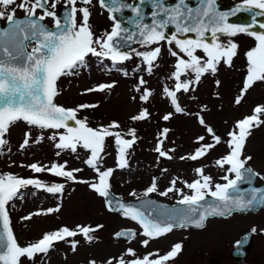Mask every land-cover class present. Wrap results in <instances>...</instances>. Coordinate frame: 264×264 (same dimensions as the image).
Here are the masks:
<instances>
[{
	"label": "rangeland",
	"instance_id": "1",
	"mask_svg": "<svg viewBox=\"0 0 264 264\" xmlns=\"http://www.w3.org/2000/svg\"><path fill=\"white\" fill-rule=\"evenodd\" d=\"M236 1L238 0H228ZM77 7L80 6L77 4ZM90 10V24L95 35H98L101 28L99 22L106 24L102 28L104 30H107L108 24L97 14L94 3ZM79 20L78 14V23ZM46 22L53 25V22ZM221 39H232L238 45L237 55L231 66L222 60L214 74L210 71L204 73L198 83L195 82L194 72L183 74L181 81L191 83L189 91L176 92L181 112L175 111L171 97L165 91H176L174 73L177 59L171 55V51H176L187 60L174 44L170 46L161 42L143 46L128 52L131 58L120 63L90 54L74 74L60 77L57 83L58 95L55 97L57 105L66 109L74 108L89 125L107 128L116 122L120 128L111 131L123 132V135H129L130 130H135L138 140L135 148L126 155L128 166L121 168L118 165L119 154L114 147V136L108 137L101 153L98 167L101 171L112 170L110 183L115 194L126 200H136L155 182L157 194L153 196L174 204L183 195L192 194L185 184L201 179L197 169H203L204 175L214 176V181L221 179L224 168L216 166V161L230 152L227 142L230 140L229 133L235 131L234 121L243 113L245 102L249 104L260 96L264 97V80H260L243 93L242 102H235L242 94L248 75L246 53L257 44L253 36ZM155 47H160L161 53L149 72L148 66L137 53H145ZM196 54L206 60L202 51L198 50ZM133 67L135 70H132ZM141 80L144 81L143 84L140 83ZM102 84L114 86L104 91H87ZM146 91L151 93L147 101L142 99ZM79 104L95 105V109L80 107L79 110ZM144 110L148 112L146 119H133ZM165 115H170L171 118L164 120ZM201 118L204 124L199 122ZM211 126L218 130L216 136L220 138L219 144H215L214 136L207 131ZM165 129L166 138L162 134ZM64 132V129L30 126L24 121L10 126L4 137L7 143L0 147V175L12 174L18 178L36 179L49 186L63 185V191L55 194L29 185L26 192L12 201V209L10 204V227L21 247L38 241L45 233L63 227L77 230V226H81L95 231L89 234L91 240L85 239L82 234L68 237L55 242L47 254H37L31 260L22 257L21 264H91L93 261L95 264H107L108 260H112V264H118L121 257L130 264L133 259H143L149 254L158 253L163 256L177 243L182 245L181 252L166 264H214L215 261L217 264H241L235 262L230 255L235 246L234 240L239 239L244 231L264 227L259 221L262 213L256 215L257 219L249 218L251 216L244 219L240 215H234L228 220H210L203 230L174 229L160 237L149 239L142 235L143 229L136 221L108 209L104 199L91 188L90 185L97 183L99 178L97 172L86 163L91 155L88 150L80 146L75 152L56 148L59 136ZM25 133L30 134L29 143L26 147H21ZM199 137H204V140H199ZM160 141H163L161 150L171 156V159L161 157L156 151ZM259 141V136L255 135L248 151L254 153ZM205 144H215V147L195 161L182 159L190 157ZM34 163L49 168L54 163L63 165L65 171L74 172L75 179L57 176L51 178L52 174L47 170L33 172L30 165ZM173 180L176 181L175 185L172 184ZM170 187L174 188L172 192L161 194ZM56 208L59 211L33 215L30 220L23 219L32 213H47L49 209ZM232 227H236V233L227 236L225 229ZM121 229H136L139 236L132 242L117 240L115 233ZM146 239L149 242L144 246L142 241ZM73 241L78 242L75 250L72 248ZM129 249L136 255H127ZM262 250V246L257 245V240L253 239L244 264H264V255L258 254ZM149 258L156 259L157 256L151 255Z\"/></svg>",
	"mask_w": 264,
	"mask_h": 264
},
{
	"label": "snow or ice",
	"instance_id": "2",
	"mask_svg": "<svg viewBox=\"0 0 264 264\" xmlns=\"http://www.w3.org/2000/svg\"><path fill=\"white\" fill-rule=\"evenodd\" d=\"M102 8L109 12V19L113 22L111 30L100 36H96L90 24L91 10L93 0H67L70 5V11L64 18V21L58 18L56 11L60 0H52L51 9H49V0H0V20H6L8 27L0 29V147L7 141L4 139L11 125L18 121H24L30 126L42 129H64V134L59 136V143L55 146L62 150H71L75 152L77 147H83L90 152V158L86 160L89 167L93 168L98 175V182L91 184V188L101 197L108 198L110 192L109 180L112 176V170L101 171L98 163L101 159V153L105 148V138L115 137V143L118 146V165L123 168L127 166V150L135 143V130H130L129 135L132 140H126L118 132L111 129L119 128L116 122L110 124L107 128L92 129L87 126L85 121L76 119V110L65 109L54 102L58 95L56 82L61 76L74 74L85 63V58L91 54L97 57L110 59L114 63H120L131 58L128 52L123 48L129 42H133L137 37L141 44L151 46L166 42L168 45H175L187 57L182 58L176 51H171V55L176 57V71L174 78L177 81L176 91H168L167 95L171 97V102L175 106L176 112L182 109L177 103L176 92L183 90L189 91L191 82L181 81L180 77L192 71L195 73V82H199L200 77L206 73H215L218 64L223 60L231 66L233 58L237 55L238 45L232 39L222 41L221 37H235L238 34H248L254 36L257 44L247 51L248 75L244 87L241 90V96L236 99L239 104L246 92L254 82L264 80V33L252 31L253 27L264 29V23L256 24L255 17L264 15V0H243V3L234 7L231 12H221L217 9V0H199L200 7H190L188 0H175L168 6L167 0H137L135 4H129L126 0H97ZM80 3L82 7H77ZM151 5L152 15L151 24L145 23L143 6ZM17 9L25 13V18L20 19L16 16ZM42 12L37 16V10ZM253 10H261L254 12ZM242 11L253 12V23L248 26H240L229 23V17ZM125 12H131L132 16L122 19ZM78 14L80 17L78 23ZM52 18L53 28L49 29L43 23L46 18ZM128 25H132L138 31L133 32ZM174 29L171 35L167 29ZM194 33L195 39H180V36H186ZM211 41L208 42L209 34ZM30 48V50H29ZM202 51L206 60H202L196 53ZM161 53L160 47L137 53L148 66L151 72L153 63L158 59ZM144 83L143 80L140 81ZM112 84H102L96 88H90L87 91H104L113 87ZM151 95L150 92H144L142 99L147 101ZM81 108L95 107V105H81ZM148 116L147 110L134 116V120H143ZM264 116V107L257 106L254 109V115L245 117L237 121L235 128L237 131L229 133L230 140L227 142L230 152L216 161V166L225 169V175L221 177L224 184H212V178L203 174V169H197L201 179L195 180L190 184H185L192 194L183 195L178 201L179 205L185 206L183 210L173 209L165 214L153 216L146 215L134 206H128L119 203V208L123 214L133 221H136L143 229L142 235L149 238H157L169 233L178 224L180 227L188 225L201 228L209 217L226 216L235 211H244L257 206L264 207V190L253 189L247 194V197L240 193L239 184L249 181L253 176H259L252 169L245 165L252 159L248 156L241 159L245 142L251 134L253 125L259 127L264 123L260 119ZM164 120L171 118L165 115ZM74 121L78 127L69 126L68 122ZM204 124L203 118L199 121ZM215 139V144H219L220 138L216 136L212 128H207ZM165 138L167 129L162 133ZM54 138V137H53ZM30 134L25 133V139L21 147H26L29 143ZM204 140V137H199ZM163 141L156 147V151L161 157L171 159L166 152L161 150ZM215 144H205L198 148L190 157L182 159H191L193 161L205 156L209 149L215 147ZM33 172L41 173L45 170L57 177H64L68 180H74L73 171H65L63 165L52 164L40 166L31 164ZM234 174V178H230ZM86 183V181H77ZM173 180L172 184L175 185ZM29 185L46 190L49 193H60L63 191V185L53 184L45 185L36 179L18 178L12 174L0 175V264H21V258L32 259L37 254H47L53 248L54 243L65 240L68 237H75L82 234L85 239L91 240L90 232L95 229L89 227L77 226V230H70L63 227L57 231L45 233L41 239L21 247L13 235L10 227L9 211L7 206L17 198L21 188ZM214 187V190H212ZM174 190L168 188L162 195H167ZM156 191V184H153L145 191L144 196ZM132 195H136L132 193ZM206 197H211L212 204H208ZM110 210L111 207H110ZM53 211H59V208L49 209L47 213L36 212L23 219L30 220L33 215L50 214ZM102 227V226H101ZM256 231L255 228L252 229ZM119 235V234H118ZM126 237H135V232H128ZM247 241L244 237L238 242L242 246ZM149 240L142 241L144 246L148 245ZM77 241L72 242L73 250L76 249ZM182 250V245L177 243L172 249L163 256L158 253L149 254L143 259H133L130 264H166L174 259ZM127 255L135 256V252L128 250ZM151 255H156V259H150ZM95 264V262H91ZM107 264H112L108 260ZM118 264H128L123 257Z\"/></svg>",
	"mask_w": 264,
	"mask_h": 264
},
{
	"label": "flooded vegetation",
	"instance_id": "3",
	"mask_svg": "<svg viewBox=\"0 0 264 264\" xmlns=\"http://www.w3.org/2000/svg\"><path fill=\"white\" fill-rule=\"evenodd\" d=\"M136 0H126V2H130L133 3ZM175 0H167V4H171L173 3ZM96 3V9L98 10V13L100 15V17H103L104 21L107 22L108 26L107 29H111L113 22L109 19V12L107 10H105L104 8H102L100 6V4L97 2V0H95ZM151 9H148L147 12H151ZM96 14V15H97ZM127 15H130L129 13ZM102 22L100 21L99 24L101 25V28L98 30V35H102L104 34L106 31L103 28V26L105 27L106 24H101ZM244 107H243V113L240 115L241 119H244L245 117H250L252 115H254V109L257 106H261L264 107V97H258V100L254 101V102H250L249 104H246V102L244 103ZM260 119L262 121H264V116H261ZM255 135L259 136V140L261 141V139L263 138V140L260 142H258L256 144V149L254 151V153L249 152L248 151V146L251 142V139L254 138ZM252 157V159L250 161H248V163L245 165L246 167L252 169L254 171V173H259V176L257 177V185L258 186H263L264 187V123H261L259 127H256L255 125L252 126L251 128V134L248 136V141L245 143V147L243 150V154L241 159L245 158V157ZM259 213H262L263 216L262 218H260V222L263 225L264 224V209L254 212V213H250V214H238L240 216L244 217H249V218H256ZM237 215V214H236ZM245 219V218H244ZM256 225V224H254ZM236 227H232L231 229H225V234L231 235V234H235L236 231H234ZM256 231L252 233L251 235V239L257 240V245H261L263 250L258 253L259 255H264V227L262 228H256ZM247 231H252V229L247 230ZM244 231L239 239L234 240L235 243L241 241L244 236L246 235V232ZM229 241H231L230 238H228ZM232 251V250H231ZM234 260V259H233ZM260 260V259H258ZM235 261V260H234ZM237 262V261H235ZM238 263V262H237Z\"/></svg>",
	"mask_w": 264,
	"mask_h": 264
},
{
	"label": "water",
	"instance_id": "4",
	"mask_svg": "<svg viewBox=\"0 0 264 264\" xmlns=\"http://www.w3.org/2000/svg\"><path fill=\"white\" fill-rule=\"evenodd\" d=\"M192 7L193 8L200 7L199 0H196L195 1V6H192ZM216 7L221 12H231V10L234 8V7H229V8L228 7H223L222 6V3H221V0H217ZM253 11L254 12H259L261 10H253ZM255 22H256V24L264 23V15H257L255 17ZM229 23L234 24V25H240V26H248V25H251L253 23V12L242 11V12H240V13L234 15V16H231L230 15V17H229ZM0 29H2V28L0 27ZM251 30L252 31H255V32H259L262 29H260L259 27H253ZM136 31H138V30L137 29H134L133 32H136ZM206 35L208 36V42H210L211 41L210 33L209 34H206ZM179 38L180 39H184V38L195 39L196 36H195L194 33H189L186 36H180ZM133 44L134 45H126L125 47L130 48L131 46L141 45L138 37L136 38V41ZM68 124L71 127H78V125H76L74 121H69ZM240 184H242V183H240ZM240 184H239V186H240ZM249 184H250V188L247 189V190H241L240 187H239L240 193L242 195H244L245 197H247V194L250 193V192H252L253 189H256L255 188V182L254 181L250 182ZM23 188H21L20 190H23ZM106 200H107L108 204L113 209H115V210H117L119 212H122L120 210V208H119V203H123V204L128 205V206L137 207L141 211H145V214L146 215L151 214L153 216L165 214L167 212H170L173 209L183 210V208L185 207V206H182V205H179V204L172 205V206L171 205H167V204L158 202V201H156V200H154L152 198H148V197L147 198H143V199L138 200V201H135V202L123 201L120 198H118L117 196H115L114 194H112L111 191L109 192V197L106 198ZM206 201H207L208 204H212V203L215 202L211 198H206ZM258 207L259 206L255 207V208H252V209H247V210H244V211L254 210V209L258 208ZM228 215H226V216H228ZM216 217H225V216H216ZM205 223H206V221H205ZM175 227H180V226L177 224ZM188 227L197 228V227H194V226H191V225H188ZM128 232H130V231H121L119 233V235H117V237L118 238H125V239H131V238H133V237H126L125 234L128 233Z\"/></svg>",
	"mask_w": 264,
	"mask_h": 264
}]
</instances>
